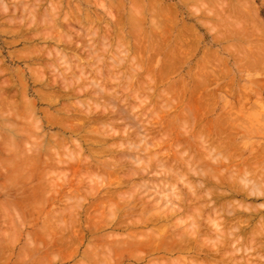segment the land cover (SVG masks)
<instances>
[{
	"label": "rangeland",
	"instance_id": "374dc122",
	"mask_svg": "<svg viewBox=\"0 0 264 264\" xmlns=\"http://www.w3.org/2000/svg\"><path fill=\"white\" fill-rule=\"evenodd\" d=\"M215 1L0 0V90L3 91L4 89V91H6V93L0 91V264H191L192 261H194L195 264H201L203 261L204 264H209L211 263V261L209 262L211 259H204V253H201L202 256L200 254L198 255L199 251L197 252V250L204 247V245L205 247H208L209 245V249L204 247L203 252L210 250L209 252H212L210 254L211 258L214 260L220 259L212 256L215 249L220 251L223 248V245L228 246L229 243L235 239L231 237L230 239H226L224 238V235H221L220 237L217 232H223L219 231L222 225L224 227L221 229L223 230L224 228L227 230V225L230 226L228 221L231 219H233L231 221L232 223H235V225L237 223V226L241 225L242 229H245V231L247 230V236L246 234H243L245 232L244 231L241 233V235L243 234L240 237L242 238L240 239L241 241L236 240L240 241L238 242L239 244H235V242L234 245L231 246V243L228 247H226V250L227 248H234L235 245H240L241 247L238 246V250L240 248V251L235 250L238 251L236 254L237 260L238 257L240 258L241 254L244 252L250 256V258L248 257L249 260L254 258V254L252 253L255 252H248V250H250L249 246L252 244V242H250L252 236L250 237L249 233L247 232L250 230L257 231V229V232L260 231V225L259 227L257 225H264V210H259L258 212L255 210L257 214L253 213L255 212L254 210H249L251 212L250 214L248 213V210H239V208L236 210L235 208H237L236 206L238 205L240 206V204L242 205L243 202H246L244 205H249L250 203H252L250 204L251 206L253 204L255 206L259 205L264 201V198H257L254 200L253 198L244 199L240 196L234 198L232 197V199L231 197L230 199L229 197H222L220 200H218L219 203L217 202V205H223L221 201L223 202L224 200L225 206L218 205L224 209L222 208V210H220L221 212L219 210H216V212L213 211L214 213H212V211L209 209L211 206H207V204L201 205L204 207L202 208L201 206L199 207V205L202 204L201 201L204 202L208 198L207 195V198L204 195L205 191L208 189L207 187H209L208 191L225 190L223 186H221V188H214V186L218 184L215 183L214 185L213 183L215 180L218 182L215 177L218 176V179L224 180V177L229 176V169H232L234 173H237L236 169H233L235 167L229 166V169L224 167L228 166V164L230 165L232 159L228 158V161L230 159L229 163H224V161H226L224 159L231 155V153H228V156H226L227 154L224 155V153L228 150L220 152L221 149H219V152H217L218 150H214L215 148L211 149L212 145L210 144L213 143L212 141L216 137L215 134H210L211 127L214 126V121L221 115V113H229V115H227L229 116L227 117V122H234L236 120V143L240 148L237 151L242 153L241 158L247 154L246 149H249L252 144H256L257 146L264 144V119H261V117L264 116V0ZM136 20H138V24L130 23L133 21L135 22ZM153 21L155 23H153ZM168 21L169 23H167ZM118 22H120V25ZM156 23H158V26L161 27L162 30L159 27L157 28L159 31H156L155 28H152L153 24L155 25ZM165 23L166 25H164ZM121 25L123 26L120 27ZM113 29H115V31H113ZM117 29H119V32ZM150 29H155L154 31L156 32L153 33ZM179 29H181L182 33ZM109 30L110 32H108ZM179 33L181 34V38L180 35H178ZM155 34H160V38ZM174 35H177L179 38L176 36L178 38L176 40ZM104 36H106V38ZM55 39L57 40L55 41ZM149 40H151L150 42L153 44L152 47L155 46L154 43L157 44L158 42L162 45L161 47L160 44H157V46L160 45V49L154 47L157 51L155 54V50H152L153 48H151V43ZM144 42L148 43V46L146 45L147 47L144 46V48H142L144 50L145 48H148L147 51H144L141 48L143 51L141 50L138 52L136 49L140 50V48H136V44L141 43L142 45H140L143 46ZM167 42L168 44H166ZM134 45L135 49L133 48ZM149 47L151 48V51H149ZM57 49L59 51H57ZM94 51L96 52L94 53ZM59 52L60 54L62 53V55L64 54V57H58L57 55L60 56ZM202 54L203 57H201ZM257 54H260L263 56V58H260V56L257 57ZM148 56H151V59L148 58ZM256 57L259 58V61L257 59V61H255L256 63L254 64L252 61L256 60ZM162 59H165L166 61H161ZM202 59H204L205 63ZM160 61L161 63H167L168 61L169 64H167L166 67V63H163L164 69L159 70L163 68V65L161 66L162 68H159L161 65ZM168 65L172 66V68ZM252 65L253 68L251 67ZM31 69L33 71L35 70V73H32L33 71ZM212 71L217 73L215 74ZM78 72L79 74L82 73V75L86 78L83 77L82 79V75H79ZM204 72L207 74H204ZM40 73H42V75H40ZM72 73L74 75H72ZM33 75L35 78H32L34 77ZM77 75L80 77L79 80H77L80 81L79 83L77 82L78 84L76 81H74L76 78H71V76L78 77ZM198 75H201L199 79L201 77L208 79H205V81L203 78H201L200 80L203 81H199ZM213 75L217 78V80ZM21 76H24L23 79ZM66 77L70 80H67ZM152 77L153 79L150 80ZM81 79L83 81L86 80L85 83H83ZM195 80L196 82L198 81L197 84ZM65 81H69L68 84L72 83V85L75 82L74 85L76 87L80 88L84 86V89L80 88L82 90L81 91L78 88L76 89V87L73 85L76 91L74 89V91H71L74 87H70L71 84L68 85ZM151 81L155 82L152 83ZM204 81L207 82V84ZM4 82L7 83L5 84ZM21 82L25 85H23ZM59 82L63 83L60 84ZM255 82H259L260 84L258 83L255 85ZM193 84H195L194 86L196 87H194ZM100 85L104 86L102 87ZM62 86H64V88ZM206 86L208 87L206 88ZM95 87H102L103 90H97ZM193 87L199 88L201 91H199V89L193 90ZM7 88L9 89V93ZM23 90H25L26 93ZM104 90L106 91L103 92ZM69 91L72 94L68 93ZM198 91L201 92V94H197L199 93ZM240 91H243L244 93L241 94ZM43 93L44 96L41 97ZM9 94H11L13 98ZM206 94H209L207 96L209 100H206L207 106L204 105L203 108L202 103L205 104L204 95ZM3 95H5V97ZM6 99L8 100L6 101ZM25 99H27L28 102ZM200 99L202 100L201 103H199ZM24 100L28 104L24 105ZM192 102L193 104H191ZM33 104L34 107H32ZM65 104L67 106H63ZM200 104L201 107H199ZM90 105L92 106L91 108ZM189 106L192 107L190 108ZM205 106L207 108H205ZM197 107L198 109H196ZM231 107L232 109L229 110ZM65 108L67 110L72 108L70 111L73 112L66 114L65 112L69 111H67ZM78 108L80 110H85L86 112H89L86 110L87 108H89L88 110H92L91 113L87 114L85 112V114L82 110L79 112ZM103 108L106 112L104 115L106 116L109 114L107 118L113 117L114 121L117 119L114 123H109L113 121L111 120L112 118L110 119L111 121L105 119L107 124L104 123L105 120L103 119L105 116L101 115L104 117L100 116L101 118L98 120L99 122H94V120L89 119V121L91 120V122H93L92 124L91 122H87L86 125L84 124L82 129L78 128V126H81V124L83 126L82 119L88 121L87 116L90 117L89 115H92L93 113V116H96L97 114L99 115V113L101 114L104 112ZM119 109L121 111L123 109L124 112H122L120 115L121 119H119V116L118 118L115 116V111L119 112ZM49 112H52V114ZM126 112L129 116L126 114ZM53 114H56L55 116L57 118H55ZM82 115H86L85 118L87 119L83 118ZM52 116L55 119L52 118ZM59 116H61V118ZM75 116H77V119ZM122 116L125 118L122 119ZM202 116L204 117V120L202 119ZM66 117L68 119H66ZM56 120H58V124ZM119 120L122 121L120 122ZM208 120L211 121L208 122ZM54 121H56V123ZM61 121L65 122L66 126L62 124ZM7 122L8 124L6 125ZM70 123H73V129L74 127L76 129L77 126L76 131L74 130L75 132H71L72 126ZM207 123L209 125L205 127ZM59 124H62V126L64 125V128L69 125L68 128L70 129L71 126V130L68 131V128H65V131V129L62 126H59ZM30 125H32V127ZM90 125H92V129H88ZM226 125L228 126V124L225 123L224 127ZM197 128H201V131H199ZM206 128H208L210 132ZM109 129L111 130L112 134ZM98 130L99 132L102 131V133H99ZM135 131L137 133H135ZM204 131L208 132H205V134L203 133ZM92 132L94 133L92 134ZM95 133H98L103 137H105L104 135L108 133V136L110 137H108V139L105 137L106 141H103L104 138L99 136V138L103 139L102 141L106 142V144L102 142L101 145V141L99 142L100 139ZM141 135L145 136L146 138H142ZM198 135L201 136V138L199 137L200 139L204 137H202V135L206 136L204 139L207 138V136L209 138L210 135H214L215 137L213 138L211 136L212 138L205 139V145H203V147H197L198 144H201L197 143L196 141V137L198 138ZM53 136H55L56 139L54 142L52 141L54 139ZM92 136L96 137L95 143ZM165 136L168 137L165 138ZM109 138H111V141ZM143 139H147V142L150 144H145L146 141H142ZM210 139L211 141L206 143L208 142L207 140ZM38 140L39 142H37ZM182 141L184 143H182ZM130 147H132V149ZM200 147L201 149L204 148L203 150L205 152H201L199 149ZM108 148H110L109 152L107 151ZM28 149L31 150L29 151ZM135 149L137 151H134ZM146 149L148 153H146ZM207 149L210 150V152L212 151L213 154H208V152H206ZM233 151L232 155L233 153H237V151ZM28 152L32 153L28 154ZM216 152L218 155H221L220 153H222V156H226L225 158L223 156L224 159L221 158L224 165H222L223 163L221 162V159L219 161L220 156L218 158V156H216ZM124 153L127 154L125 155ZM26 154L27 156L29 155V158L31 154L34 155H31V158L27 159L28 157ZM156 154L158 159L156 158ZM205 154L210 156L208 157L209 159L205 156ZM122 155L127 156V158L130 159L127 160V158ZM22 156L25 158L27 157L26 160ZM80 156L81 159L79 160ZM140 156L144 158L145 162H143V158H140ZM215 156L217 157L216 159H218V161L222 164L220 163L219 165V162L214 159ZM136 157L138 158L139 163H137L138 160L135 163ZM159 157L161 159H159ZM212 157H214L213 159L215 160L213 162ZM186 159L188 160L185 161ZM158 160H166L165 163L162 162L165 165H163L161 162H156ZM25 161H28V164L25 163ZM13 162L14 164H12ZM82 162H84V164ZM146 162L148 166L145 165ZM184 162H188L189 164ZM216 162H218V164H215ZM259 164L261 165V161ZM187 165L191 166H189L190 169H188ZM193 167L195 171L198 170L196 171L197 173L193 172ZM168 168L172 171L170 170L169 172ZM225 169H227L228 173L225 172ZM200 171L203 172L204 176H202ZM141 172L145 173L142 174ZM210 172L212 173L210 174ZM223 172L227 173L228 175L224 174ZM207 173L210 176H208ZM212 174H217V176L214 177ZM222 174L225 176L223 177ZM219 176H222L224 179ZM238 177L240 178V176ZM183 181L189 182H187V184ZM200 181H203L201 184L203 186L197 183ZM166 183L167 187L165 186ZM190 183L195 186H189ZM204 185L206 186L204 187ZM171 186H173V188L175 187L176 189H173ZM190 187L195 188L191 189L193 192L195 190V193L188 189ZM169 188H171L170 190H175L173 191L175 197L174 194L170 192ZM166 189L169 190V192L168 190L166 191L168 194L165 192ZM156 190L158 191L157 194ZM188 190L189 193H187ZM161 191L165 192L167 196L165 193L162 194H165L164 196H161ZM178 191L180 193L179 197H181V199L182 196H184V199H182V204H180L181 199L178 200ZM198 191H201L200 194L203 199L200 202L198 198L201 199V196H197V199L196 197H193ZM175 192H177L178 195ZM171 193L173 195H171ZM154 194L157 197L154 196ZM251 195L254 196V194ZM158 196L159 198L162 197L164 199L161 200L160 198L161 201H159L157 200L159 199ZM165 196L169 199H166V201L168 200L169 202H165ZM187 197L190 200H187ZM191 197L195 198L193 200H197L198 202H193ZM146 198L152 199H148V201ZM235 198L239 201H236ZM242 199L244 201H241ZM186 200L187 203L185 204ZM230 200L231 203L226 202ZM232 200H235L233 204H237L236 206H233ZM143 201H145L146 204H149V209L147 207L144 210V207L147 205ZM170 201L173 203L172 208L166 206L170 203ZM177 201L180 202L178 203ZM150 202H152V204H150ZM153 202H156L158 208L152 207ZM192 202L194 204H200L193 205ZM208 205H210V203ZM194 206H196L195 208L198 209L196 210ZM232 206L235 207L234 209L236 210V212L235 210L233 211L234 216H232V212L227 213L225 210V207L226 209H228L227 207H231V209H233ZM176 207H180L178 210L180 211L181 209V211H176ZM240 207V209L243 208L242 206ZM167 211L168 213L166 214H170L173 211L175 214H170L171 216H167L165 214ZM217 211H219L221 215L225 214L227 218L224 219L225 216H221L220 214H217L218 217H215L214 214L217 213ZM157 212L160 213L157 214ZM163 213L166 218L164 217L161 219ZM153 214H155L157 217ZM235 215H238V218H236ZM150 216L151 218H148ZM154 216L157 219H155ZM249 216L252 217L250 218ZM182 217L183 222H180ZM220 217L223 219L221 223L219 222L221 219L218 221L216 220ZM167 218H169V220ZM212 218L215 220V226L217 224L216 221L219 223L218 226H216L218 227V230H216L215 226L212 227L208 225L213 224L214 221H211ZM150 219H154L153 223L155 225ZM158 219L160 220L158 221ZM167 220L168 222L165 223ZM178 220L180 221L178 222ZM194 220L196 221V225ZM175 221L178 223L176 222V224ZM160 223H164V225H166L160 226ZM248 223L249 225H247ZM189 226L193 228L191 229ZM185 227H188V229L190 228L191 230H188ZM209 228H214L213 231L216 233V235L215 233H213V235L220 237L222 240V242L221 240L219 241L220 243L218 245V237H216V248L213 244L215 236L212 235V229L210 230ZM130 229H133L134 231L132 230L130 232ZM206 229L210 231L207 230V232ZM204 230L207 234L204 233ZM261 230H264L263 227ZM251 231L250 234L252 233ZM254 231L252 235H260L256 231L254 233ZM137 233L138 235L139 233H142L141 235L143 236H146V234L149 233L146 236L147 241H144L145 239H140L143 238L142 236L138 238V235L136 236ZM188 233L190 235H187ZM262 233H264V231ZM154 234H158L159 237L153 236ZM191 234L195 237L191 236ZM170 236L172 238H176L175 242L173 241L174 239H169L171 238ZM188 236L189 240L192 241L189 244L192 246L188 244V242H190L187 238ZM244 236H246V238H244ZM256 236L254 238H256ZM130 237H132V239L134 237L135 240H132ZM154 237L156 238L153 239ZM167 237L168 239H166ZM190 237H194L193 239L195 240ZM177 238H179L178 242H176ZM186 238L187 241L185 242ZM213 238L214 240L212 241ZM129 239H131L130 242ZM137 239L140 241L142 240V243L140 244V241ZM223 239H226L228 244L225 240L223 243ZM256 239L258 240L259 238L257 237ZM161 240H163L164 244ZM168 240L173 241L171 244L172 246H168L170 251H167L169 249H165L167 245L171 243L169 242L168 244ZM135 241L136 243L139 241V244L137 245ZM165 241L167 244H165ZM252 241L255 242L256 240L252 239ZM159 242H162V248L165 245L163 251L160 248L161 246L159 247ZM201 242L203 243L202 245ZM211 244L214 247H210ZM156 245L159 249H161V251L154 249ZM176 245L179 246L177 247ZM184 245V248H179ZM246 245L249 246L247 251H244V246ZM187 247L190 248V251H186V249H188ZM193 247L196 252H194ZM177 248L179 251H181L179 252ZM210 248L215 249L212 250ZM241 248H244V252L241 251ZM222 250L225 251L224 248ZM246 254L243 255L247 257ZM192 255L195 258L192 257ZM199 258L200 262L198 260ZM188 259L191 261L189 262ZM6 260L8 261L6 262ZM205 260L208 262L205 263ZM239 260H242V258ZM253 260L255 263L256 261L259 262V260L256 258ZM263 260L260 261H262L264 264ZM214 264H222V262L218 260V262L216 261Z\"/></svg>",
	"mask_w": 264,
	"mask_h": 264
},
{
	"label": "bare ground",
	"instance_id": "6f19581e",
	"mask_svg": "<svg viewBox=\"0 0 264 264\" xmlns=\"http://www.w3.org/2000/svg\"><path fill=\"white\" fill-rule=\"evenodd\" d=\"M214 1H215V0H214ZM131 2H132V1H131ZM133 2H134V1H133ZM215 2H216V1H215ZM226 2H227V1H226ZM150 3H151V2H150ZM219 3H220V2H219ZM119 4H120V3H119ZM134 4H135V3H134ZM48 5H49V4H48ZM51 5H52V3H51ZM120 5H121V4H120ZM152 5H153V4H152ZM207 5H208V4H207ZM218 5H220V4H218ZM33 6H34V5H33ZM53 6H54V5H53ZM149 6H150V5H149ZM153 6H154V5H153ZM155 6H156V5H155ZM226 6H227V5H226ZM60 7H61V6H60ZM115 7H116V6H115ZM154 8H155V7H154ZM32 9H34V8H32ZM223 9H224V8H223ZM164 10H165V9H164ZM54 11H55V9H54ZM56 11H57V10H56ZM154 11H155V10H154ZM32 12H33V10H32ZM151 12H152V11H151ZM162 12H163V11H162ZM165 12H166V11H165ZM35 13H36V12H35ZM121 13H122V12H121ZM137 13H138V12H137ZM177 13H178V12H177ZM228 13H229V12H228ZM51 14H52V13H51ZM139 14H140V13H139ZM153 14H154V13H153ZM229 14H230V13H229ZM30 15H31V14H30ZM45 15H46V14H45ZM121 15H122V14H121ZM134 15H135V14H134ZM165 15H166V14H165ZM59 16H60V15H59ZM140 16H141V14H140ZM51 17H52V16H51ZM53 17H54V16H53ZM56 17H57V15H56ZM155 17H156V16H155ZM65 18H66V17H65ZM99 18H100V17H99ZM135 18H136V16H135ZM141 18H142V17H141ZM175 18H176V17H175ZM50 19H51V18H50ZM57 19H58V18H57ZM137 19H138V18H137ZM51 20H52V19H51ZM116 20H117V19H116ZM138 20H139V19H138ZM138 20H136L135 22H134V21H133V22H130V23H136V24H138V23H137ZM27 21H28V20H27ZM32 21H33V20H32ZM52 21H53V20H52ZM58 21H59V20H58ZM119 21H120V20H119ZM129 21H130V20H129ZM169 21H170V20H169ZM169 21H168L167 23H169ZM55 22H56V21H55ZM116 22H117V21H116ZM116 22H114V23H116ZM123 22H124V21H123ZM139 22H140V21H139ZM252 22H253V21H252ZM255 22H256V21H255ZM260 22H261V21H260ZM16 23H17V22H16ZM69 23H70V22H69ZM118 23H119V25H120V22H118ZM128 23H129V22H128ZM153 23H155V22L153 21ZM184 23H185V22H184ZM54 24H55V23H54ZM57 24H58V23H57ZM121 24H122V23H121ZM31 25H32V24H31ZM58 25H59V24H58ZM115 25H116V24H115ZM119 25H117V26H119ZM124 25H125V24H124ZM131 25H133V24H131ZM139 25H140V24H139ZM156 25H157V26H156ZM159 25H160V24H159ZM164 25H166V23H165ZM256 25H257V23H256ZM69 26H70V25H69ZM97 26H98V25H97ZM122 26H123V25H121L120 27H122ZM160 26H161V25H160ZM167 26H168V24H167ZM257 26H258V25H257ZM52 27H53V26H52ZM120 27H117V28H120ZM158 27H159V26H158V23H156L155 25L153 24V27H152V28H155L156 31H159V30H157ZM170 27H171V26H170ZM115 28H116V27H115ZM159 28L161 29V27H159ZM258 28H259V27H258ZM258 28H257V30H258ZM107 29H108V28H107ZM155 29H150V30H151L153 33H155V32H156V31H154ZM111 30H112V29H111ZM118 30H119V29H117V31H118ZM120 30H121V29H120ZM123 30H124V29H123ZM138 30H139V29H138ZM161 30H162V29H161ZM179 30L181 31V29H179ZM106 31H107V30H106ZM113 31H115V29H113ZM180 31H177V32H180ZM261 31H262V29H261ZM40 32H41V31H40ZM52 32H53V31H52ZM108 32H110V30H109ZM108 32H107V33H108ZM118 32H119V31H118ZM139 32H140V31H139ZM186 32H187V31H186ZM190 32H191V31H190ZM158 33H159V32H158ZM161 33H162V32H161ZM181 33H182V31H181ZM258 33H259V32H258ZM45 34H46V33H45ZM45 34H44V35H45ZM59 34H60V33H59ZM111 34H112V33H111ZM167 34H168V33H167ZM176 34H177V33H176ZM65 35H66V34H65ZM65 35H64V36H65ZM112 35H113V34H112ZM155 35H156V34H155ZM155 35H154V36H155ZM159 35H160V34H159ZM159 35H156V36H159ZM163 35H164V34H163ZM163 35H162V36H163ZM178 35H180V38H181V34L179 33ZM262 35H263V34H262ZM25 36H26V35H25ZM59 36H60V35H59ZM66 36H67V35H66ZM168 36H170V35H168ZM174 36H175V35H174ZM176 36H177V35H176ZM176 36H175V37H176ZM104 37L106 38V36H104ZM147 37H149V36H147ZM175 37H174V38H175ZM177 37H178V36H177ZM177 37H176V40L179 38V37H178V38H177ZM159 38H160V36H159ZM23 39H25V38H23ZM26 39H28V38H26ZM29 39H30V38H29ZM57 39H58V38H57ZM57 39H55V41H56ZM61 39H62V38H61ZM146 39H147V38H146ZM154 39H155V38H154ZM166 39H167V38H166ZM103 40H104V39H103ZM160 40H161V39H160ZM160 40H158V41H160ZM170 40H171V38H170ZM176 40H175V41H176ZM29 41H30V40H29ZM64 41H65V40H64ZM150 41H151V40H149V42H150ZM166 41H167V40H166ZM180 41H181V39H180ZM182 41H183V40H182ZM219 41H220V40H219ZM57 42H58V41H57ZM62 42H63V41H62ZM146 42H147V41H146ZM146 42H144V45H143V46H141V45H142L141 43H140L141 45L137 43L136 45H137V46L140 45L141 47H140V46H139V47L136 46V48H140V50H139V49H136V50H138V52H140V51L144 48V46L147 47V46H148V45H147L148 43H146ZM168 42H169V41H168ZM168 42H167L166 44H168ZM145 43H146V44H145ZM150 43H151V42H150ZM150 43H149V44H150ZM67 44H68V43H67ZM157 44H160V43L158 42ZM157 44L154 43V45H155L154 47L160 49L159 47H160L161 44L158 45V46H157ZM166 44H165V45H166ZM175 44H176V42H175ZM93 45H94V44H93ZM103 45H105V44H103ZM146 45H147V46H146ZM163 45H164V44H163ZM105 46H106V45H105ZM108 46H109V45H108ZM149 46H150V45H149ZM152 46H153V44L151 43V48H153L152 50L154 51L155 48L152 47ZM166 46H168V45H166ZM64 47H65V46H64ZM102 47H103V46H102ZM142 47H143V48H142ZM161 47H162V45H161ZM133 48L135 49V45H134ZM141 48H142V49H141ZM149 48H150V47H149ZM151 48H150L149 51H151ZM53 49H54V48H53ZM53 49H51V50H53ZM129 49H130V48H129ZM134 49H133V50H134ZM147 49H148V48H145L146 51H147ZM46 50H47V49H46ZM54 50H55V49H54ZM127 50H128V49H127ZM143 50H144V49H143ZM143 50H142V51H143ZM145 50H144V51H145ZM255 50H256V49H255ZM258 50H259V49H258ZM57 51H59V50L57 49ZM57 51H56V52H57ZM153 51H152V52H153ZM211 51H212V50H211ZM259 51H260V50H259ZM61 52H62V51H61ZM95 52H96V51H94V53H95ZM156 52H157V51L155 50V51H154V54H155ZM207 52H209V51H207ZM256 52H257V51H256ZM54 53H55V52H54ZM62 53H63V52H62ZM62 53L60 54V52H59L60 56H59V55H57V56L61 58V56L64 55V54L62 55ZM126 53H127V52H126ZM205 53H206V52H205ZM57 54H58V53H57ZM92 54H93V53H92ZM137 54H138V53H137ZM137 54H136V55H137ZM154 54H153V55H154ZM160 54H161V53H160ZM166 54H167V53H166ZM166 54H165V55H166ZM203 54H204V53H203ZM203 54H202L201 57H203ZM208 54H209V53H208ZM260 54H261V53H260ZM260 54H259V55L257 54V55H258L257 57L260 56V58H263V56H261V55H263V54H261V55H260ZM19 55H20V54H19ZM53 55H54V54H53ZM156 55H157V54H156ZM156 55H155V56H156ZM167 55H169V54H167ZM212 55H214V54H212ZM215 55H216V54H215ZM217 55H218V54H217ZM23 56H24V55H23ZM23 56H22V57H23ZM163 56H164V55H163ZM209 56H210V55H209ZM209 56H208V58H209ZM55 57H56V56H55ZM63 57H64V56H63ZM65 57H66V56H65ZM165 57H166V56H165ZM169 57H170V56H169ZM218 57H219V56H218ZM257 57H256V60L252 61L254 64L256 63L255 61H257V59H258V61H259V58H257ZM41 58H42V56H41ZM119 58H120V57H119ZM148 58L151 59V56H150V57L148 56ZM152 58H153V57H152ZM163 58H164V57H163ZM170 58H171V57H170ZM44 59H45V58H44ZM44 59H42V60H44ZM47 59H48V58H47ZM47 59H46V60H47ZM50 59H51V58H50ZM58 59H59V58H58ZM113 59H114V58H113ZM125 59H126V58H125ZM146 59H147V57H146ZM174 59H175V58H174ZM142 60H143V59H142ZM164 60H165V59H162L161 61H164ZM202 60L204 61V59H202ZM205 60H206V59H205ZM210 60H211V59H210ZM260 60H261V59H260ZM2 61H3V60H2ZM2 61H1V62H2ZM52 61H53V60H52ZM161 61H160V63H161ZM165 61H166V60H165ZM43 62H44V61H43ZM43 62H42V63H43ZM49 62H50V61H49ZM176 62H177V61H176ZM200 62H201V61H200ZM262 62H263V61H262ZM39 63H40V62H39ZM45 63H46V62H45ZM47 63H48V62H47ZM113 63H114V61H113ZM158 63H159V62H158ZM158 63H157V64H158ZM160 63H159V65H160ZM163 63H164V62H162L161 65H160V67H159V68H162V67H163V68H162V69H159V70H163V69H164V64H165L166 62H165L164 64H163ZM204 63H205V61H204ZM249 63H250V61H249ZM167 64H169L168 61H167V63L165 64L166 67H167ZM258 64H259V62H258ZM40 65H41V64H40ZM45 65H46V64H45ZM77 65H78V64H77ZM162 65H163V66H162ZM170 65H171V64H170ZM170 65H168V66L172 68V66H170ZM27 66H29V65H27ZM49 66H50V65H49ZM161 66H162V67H161ZM83 67H84V66H83ZM92 67H93V66H92ZM166 67H165V68H166ZM174 67H175V66H174ZM202 67H204V66H202ZM225 67H226V66H225ZM251 67L253 68V65H252ZM111 69H112V68H111ZM133 69H134V68H133ZM31 70H32V69H31ZM31 70H30V71H31ZM98 70H99V69H98ZM112 70H113V69H112ZM153 70H154V69H153ZM155 70H156V69H155ZM159 70H158V71H159ZM200 70H201V68H200ZM225 70H226V69H225ZM1 71H2V70H1ZM32 71H33V70H32ZM34 71H35V70H34ZM34 71H33L32 73H35ZM156 71H157V70H156ZM215 71H216V70H215ZM226 71H227V70H226ZM170 72H171V71H170ZM202 72H203V71H202ZM212 72H213V71H212ZM221 72H222V71H221ZM15 73H16V72H15ZM32 73H31V75H32ZM80 73H81V72H80ZM100 73H101V72H100ZM100 73H99V75L101 76ZM158 73H159V72H158ZM163 73H164V72H163ZM205 73H206V72H204V74H205ZM213 73H215V72H213ZM213 73H212V74H213ZM216 73H217V72H216ZM216 73H215V74H216ZM22 74H23V73H22ZM22 74H21V75H22ZM78 74H79V72H78ZM108 74H109V73H108ZM206 74H207V73H206ZM209 74H210V73H209ZM215 74H214V75H215ZM37 75H38V74H37ZM40 75H42V73H40ZM72 75H74V74L72 73ZM79 75H82V73L79 74ZM79 75H77L78 77H76V76H75V77H74V76L72 77V76H71V78H73V79L76 78L74 81H76V83H77V82L79 83L80 81H77V80H79V78H80ZM164 75H165V74H164ZM201 75H202V74H201ZM201 75H200V76H201ZM210 75H211V74H210ZM214 75H213V76H214ZM33 76H34V75H33ZM108 76H110V75H108ZM200 76L198 75V79H199ZM207 76H209V75H207ZM217 76H218V74H217ZM21 77H22V76H21ZM21 77H20V78H21ZM23 77H24V76H23ZM23 77H22V79H23ZM37 77H38V76H37ZM39 77H41V76H39ZM83 77H85V76L82 75V79H83ZM113 77H114V76H113ZM204 77H205V76H204ZM214 77H215V76H214ZM12 78H13V77H12ZM32 78H35V76L32 77ZM42 78H45V77H42ZM42 78H41V79H42ZM77 78H78V79H77ZM85 78H86V77H85ZM201 78H203V77H201ZM201 78H200V79H201ZM209 78H210V77H209ZM212 78H213V77H212ZM215 78H216V77H215ZM215 78H214V79H215ZM9 79H10V78H9ZM18 79H19V78H18ZM22 79H21V80H22ZM30 79H31V78H30ZM54 79H55V78H54ZM63 79H65V78H63ZM66 79H67V80H70V79H68L67 77H66ZM73 79H72V81H73ZM82 79H81V80H82ZM152 79H153V77H152L150 80H152ZM200 79H199V81H203V80L208 79V78H203V80H200ZM10 80H11V79H10ZM32 80H33V79H32ZM42 80H43V79H42ZM67 80H66V81H67ZM212 80H213V79H212ZM212 80H211V81H212ZM216 80H217V78H216ZM4 81H6V80H4ZM7 81H8V79H7ZM11 81H12V80H11ZM34 81H35V79H34ZM43 81H44V80H43ZM55 81H56V80H55ZM59 81H61V80H59ZM66 81H65V82H66ZM82 81H83V80H82ZM85 81H86V80H84L83 83H85ZM157 81H158V80H157ZM205 81H206V80H205ZM205 81H204V82H205ZM254 81H256V80H254ZM254 81H253V82H254ZM52 82H53V80H52ZM63 82H64V81H63ZM63 82H61V83L59 82V83L62 84ZM68 82H69V81H68ZM68 82H66V84H68ZM70 82H71V81H70ZM151 82H152V81H151ZM154 82H155V81H153L152 83H154ZM195 82H196V80H195ZM207 82H208V80H207ZM207 82H205V83L207 84ZM4 83L6 84L7 82H4ZM14 83H15V82H14ZM21 83H22V82H21ZM23 83H24V80H23ZM23 83H22V84H23ZM55 83H56V82H55ZM74 83H75V82H74ZM74 83H73V85H74ZM78 83H77V84H78ZM100 83H101V82H100ZM100 83H99V84H100ZM197 83H198V81L196 82V84H197ZM200 83H201V82H200ZM200 83H199V84H200ZM258 83H259V82H258ZM258 83L255 82V85L258 84ZM26 84H27V83H26ZM45 84H46V83H45ZM52 84H53V83H52ZM70 84L72 85V83H69L68 85H70ZM77 84H76V85H77ZM199 84H198V85H199ZM201 84H202V83H201ZM259 84H260V83H259ZM23 85H25V84H23ZM46 85H47V84H46ZM48 85H49V84H48ZM50 85H51V84H50ZM53 85H54V84H53ZM71 85H70V87H74V86H75V85H74V86H73V85L71 86ZM93 85H94V84H93ZM153 85H154V84H153ZM194 85H195V84H193V86H194ZM7 86H8V85H7ZM9 86H10V85H9ZM21 86H22V85H21ZM26 86H27V85H26ZM26 86H25V87H26ZM54 86H55V85H54ZM54 86H53V87H54ZM64 86H65V84H64ZM64 86H62V87L64 88ZM79 86H80V85H79ZM100 86H102V85H100ZM103 86H104V85H103ZM103 86H102V87H103ZM199 86H200V85H199ZM199 86H197V87H199ZM203 86H204V84H203ZM209 86H210V84H209ZM23 87H24V86H23ZM46 87H48V86H46ZM53 87H52V88H53ZM66 87H67V85H66ZM66 87H65V88H66ZM75 87H76V86H75ZM75 87L72 88L71 91H74V90H75ZM98 87H99V86H98ZM102 87H101V88H97V87H95V88H97V90H98V89H99V90H100V89L103 90ZM188 87H189V86H188ZM194 87H196V86H194ZM194 87H193V88H194ZM200 87H201V86H200ZM207 87H208V86H206V88H207ZM48 88H49V87H48ZM68 88H69V86H68ZM77 88H78V87H76V89H77ZM80 88H83V89H84V86H83V87H80ZM80 88H78V89H80ZM104 88H105V87H104ZM181 88H182V87H181ZM209 88H210V87H209ZM0 89H1V88H0ZM2 89H3V88H2ZM7 89H8V88H7ZM7 89H6V90H7ZM25 89H26V88H25ZM70 89H71V88H70ZM73 89H74V90H73ZM196 89H199V88H194L193 90H196ZM201 89H202V88H201ZM203 89H204V87H203ZM203 89H202V90H203ZM256 89H257V88H256ZM80 90H81V89H80ZM80 90H79V91H80ZM94 90H95V89H94ZM211 90H212V89H211ZM0 91H1V90H0ZM7 91H8V93H9V89H8ZM23 91L26 93L25 90H23ZM75 91H76V90H75ZM79 91H78V93H79ZM81 91H82V90H81ZM81 91H80V93H81ZM83 91H84V90H83ZM105 91H106V90H104L103 92H105ZM172 91H173V90H172ZM199 91H201V90L199 89ZM199 91H198V92H199ZM1 92H5V93H6V91H4V89H3V91H1ZM1 92H0V93H1ZM15 92H16V91H15ZM53 92H54V91H53ZM57 92H58V91H57ZM57 92H56V93H57ZM64 92H65V91H64ZM98 92L103 93V92H101V91H98ZM192 92H193V91H192ZM192 92H191V93H192ZM194 92H195V91H194ZM210 92H211V91H210ZM210 92H209V93H210ZM240 92H241V94L244 93L243 91H240ZM5 93H4V94H5ZM10 93H11V92H10ZM25 93H24V94H25ZM68 93H71V92L69 91ZM75 93H77V92H75ZM195 93H196V92H195ZM214 93H215V92H214ZM71 94H72V93H71ZM73 94H74V93H73ZM85 94H86V93H85ZM110 94H111V93H110ZM170 94H171V92H170ZM197 94H201V92H199V93H197ZM6 95H7V94H6ZM9 95L11 96V94H9ZM22 95H23V94H22ZM61 95H62V94H61ZM67 95H68V94H67ZM102 95H103V94H102ZM113 95H114V94H113ZM113 95H112V96H113ZM208 95H209V94L204 95V96H205V97H204V98H205V99H204L205 102H204V101H203V102H204L205 104L202 103V105H203L202 107H203V108H204V105L207 106V104H206L207 101H206V100H207V99L209 100V98H207ZM210 95H211V94H210ZM243 95H244V94H243ZM257 95H259V94H257ZM0 96H1V95H0ZM3 96L5 97V95H3ZM42 96H44V93H43V95H41V97H42ZM62 96H63V95H62ZM11 97H12V96H11ZM71 97H72V96H71ZM73 97H75V96H73ZM196 97H197V96H196ZM198 97H199V95H198ZM202 97H203V96H202ZM202 97H201V98H202ZM209 97H210V96H209ZM211 97H212V96H211ZM7 98H8V96H7ZM12 98H13V97H12ZM14 98H15V97H14ZM39 98H40V97H39ZM63 98H64V97H63ZM67 98H68V97H67ZM189 99H190V98H189ZM197 99H199V98H197ZM2 100H3V98H2ZM7 100H8V99H6V101H7ZM9 100H10V98H9ZM25 100L27 101V99H25ZM25 100H24V105L28 104V103L25 102ZM44 100H45V98H44ZM179 100H180V99H179ZM193 100H194V99H193ZM202 100H203V98H202ZM202 100L200 99V102H199V101H198V102L201 103ZM4 101H5V100H4ZM12 101H13V100H12ZM47 101H48V100H47ZM175 101H176V100H175ZM189 101H190V100H189ZM27 102H28V101H27ZM164 102H165V101H164ZM199 103H198V104H199ZM215 103H216V102H215ZM215 103H214V105H215ZM263 103H264V102H263ZM15 104H16V103H15ZM52 104H53V103H52ZM62 104H63V103H62ZM171 104H172V103H171ZM189 104H190V103H189ZM191 104H193V102H192ZM191 104H190V105H191ZM223 104H225V103H223ZM231 104H232V102H231ZM10 105H11V104H10ZM162 105H164V104H162ZM232 105H233V104H232ZM61 106H62V105H61ZM63 106H67V105L65 104V105H63ZM187 106H188V105H187ZM192 106H193V105H192ZM192 106H189V107L191 108ZM206 106H205V108H207ZM229 106H230V105H229ZM6 107H7V106H6ZM32 107H34V104L32 105ZM68 107H69V106H68ZM68 107H66V108H68ZM91 107H92V106L90 105V108H91ZM199 107H201V104L199 105ZM9 108H10V107H9ZM26 108H27V107H26ZM26 108H25V109H26ZM58 108H59V107H58ZM66 108H65V109H66ZM80 108H82V107H80ZM83 108H84V106H83ZM83 108H82V109H83ZM121 108H122V107H121ZM33 109H34V108H33ZM33 109H32V110H33ZM71 109H72V108H71ZM71 109H70V108H69V110L66 109V110L69 111V112H65V113H66V114L72 113L73 111L71 112V111H70ZM78 109H79V108H78ZM82 109H81V110H82ZM88 109H89V108H87L86 110L89 111V112H86L85 110H82L83 113H85V112H86L87 114H88V113H91V110H92V109H91V110H88ZM95 109H96V108H95ZM103 109H104V108H103ZM196 109H198V107H197ZM200 109H201V108H200ZM231 109H232V107H231L229 110H231ZM41 110H42V109H41ZM43 110H44V109H43ZM56 110H57V109H56ZM59 110H60V109H59ZM63 110H64V109H63ZM66 110H64V111H66ZM81 110L79 109V112H81ZM114 110H115V109H114ZM114 110H113V111H114ZM124 110H125V109H124ZM204 110H206V109H204ZM229 110H228V111H229ZM74 111H75V110H74ZM94 111H95V110H94ZM103 111H104V112H102L101 114L99 113V115H98V114H97L96 116L94 115L95 117L93 116L94 113H93L92 115H91V114L89 115L90 117L93 116L94 119H93V117L90 118V117H88V116H87L88 121L82 119L83 126H82V124H81V126H78V128H79V129H82V127H84V124L86 125L87 122H88V123L91 122V120L89 121V119H92V120H94V122H95V121L97 122L101 117H104V116H105V115H104V114H106L105 109H104ZM108 111H109V110H108ZM111 111H112V110H111ZM120 111H121L120 109H119V112H118V111H115V112H116V114H115L116 118H118V116H119V119H121V118H120V115L122 114L123 109H122L121 113H120ZM195 111H196V110H195ZM202 111H203V110H202ZM35 112H36V111H35ZM35 112H34V113H35ZM42 112H43V111H42ZM47 112H48V111H47ZM47 112H46V113H47ZM77 112H78V111H77ZM92 112H93V111H92ZM98 112H99V111H98ZM109 112H110V111H109ZM165 112H166V111H165ZM200 112H201V111H200ZM9 113H10V112H9ZM49 113L52 114V112H49ZM86 113H85V114H86ZM117 113H118V114H117ZM123 113H124V112H123ZM225 113H226V114L221 113V115H220L219 117H217V119L214 121V126L211 127V133H210V134L213 133V134H215L216 137H215L214 135H213V136L210 135L209 138H212V137H213V138L215 137V138H214L213 141H212L213 143L210 142V143H211L210 145H212V148H211L210 146H209V147H210L211 149H214V148H215L214 150H218L217 152H219V149H221V150L224 149L223 151L220 150V152H224L225 150H226V151L228 150L227 152L224 153V155L227 154L226 156H228V153H229V154L231 153V155H232V151H233V150H234L233 152H235V151L239 150L240 148L237 146V143H236V133H237V132H235V131H236V124H235L236 120H235V121L233 120L234 122H229V121L227 122V120H228L227 117H229V116H227V115H229V113H228V112H225ZM7 114H8V113H7ZM111 114H112V113H111ZM126 114H127V112H126ZM126 114H125V116H126ZM222 114H223V115H222ZM230 114H231V113H230ZM45 115H46V114H45ZM47 115H48V114H47ZM53 115H54V114H53ZM55 115H56V114H55ZM55 115H54V117L57 118ZM101 115H104V116H101ZM108 115H109V114H107V115L104 117V119H103V118H102V119H103V120H105V119L110 120V119L112 118L111 120H113V121L110 120L111 122H109V123H111V124L114 123V122L117 120V119H116V120L114 121L113 117H108V118H107ZM123 115H124V114H123ZM127 115H128V114H127ZM193 115H194V114H193ZM195 115H196V113H195ZM198 115H199V112H198ZM198 115H197V116H198ZM232 115H233V114H232ZM31 116H32V115H31ZM48 116H49V115H48ZM82 116H83V118H85L86 115H82ZM97 116H98L99 118H98ZM100 116H101V117H100ZM112 116H113V115H112ZM128 116H129V115H128ZM128 116H127V117H128ZM225 116H226V117H225ZM5 117H6V116H5ZM18 117H20V116H18ZM49 117H50V116H49ZM54 117L52 116V118H54ZM59 117L61 118V116H59ZM59 117H58V120H59ZM75 117H76V119H77V116H75ZM96 117H97V118H96ZM171 117H172V116H171ZM236 117H237V115H236ZM32 118H33V117H32ZM32 118H31V119H32ZM50 118H51V117H50ZM50 118H49V119H50ZM55 118H54V119H55ZM87 118H85V119H87ZM114 118H115V117H114ZM124 118H125V117L122 116V119H124ZM203 118H204V117L202 116V119H203ZM226 118H227V119H226ZM66 119H68V118L66 117ZM95 119H96V120H95ZM202 119H201V120H202ZM211 119H212V118H211ZM261 119H264V116L261 117ZM58 120H56V121H57V124H58ZM72 120H73V119H72ZM83 120H84V121H83ZM135 120H136V119H135ZM196 120H197V119H196ZM199 120H200V119H199ZM203 120H204V119H203ZM229 120H232V119H229ZM30 121H31V120H30ZM30 121H29V122H30ZM50 121H51V120H50ZM56 121H54V122L56 123ZM69 121H71V120H69ZM119 121L121 122L122 120H119ZM133 121H134V120H133ZM206 121H207V120H206ZM210 121H211V120H210ZM210 121L208 120V122H210ZM263 121H264V120H263ZM2 122H3V121H2ZM32 122H33V121H32ZM54 122H53V123H54ZM61 122H62V124L65 125V122H63V121H61ZM71 122H72V121H71ZM84 122H85V123H84ZM98 122H99V121H98ZM107 122H108V121H107ZM187 122H188V121H187ZM197 122H198V121H197ZM197 122H196V123H197ZM200 122H201V121H200ZM202 122H203V121H202ZM223 122H224V124H225V123L228 124V126L226 125V126L224 127ZM9 123H10V122H9ZM51 123H52V121H51ZM51 123H50V124H51ZM67 123H68V122H67ZM92 123H93V122H91V124H92ZM102 123H103V122H102ZM104 123H106V120H105ZM109 123H108V125H109ZM184 123H185V122H184ZM204 123H205V122H204ZM7 124H8V122L6 123V125H7ZM57 124H56V125H57ZM62 124H61V125L59 124V126H62ZM68 124H69V123H68ZM70 124H71V126L73 125V123H70ZM75 124H76V123H75ZM97 124H98V123H97ZM106 124H107V123H106ZM111 124H110V125H111ZM185 124H186V123H185ZM197 124H198V123H197ZM202 124H203V123H202ZM205 124H206V123H205ZM53 125H55V124H53ZM64 125L62 126L63 128H64ZM77 125H78V124H77ZM88 125H89V124H88ZM99 125H100V124H99ZM208 125H209V124L207 123V125H205V127H207ZM11 126H12V125H11ZM30 126L32 127V125H30ZM51 126H52V125H51ZM65 126H66V125H65ZM68 126H69V125H68ZM68 126L65 127V128H68ZM71 126H70V129L68 128V131L71 130ZM74 126H75V125H74ZM91 126H92V125H90V127H88V129H89V128L92 129ZM195 126H196V125H195ZM199 127H200V126H199ZM234 127H235V128H234ZM63 128H62V129H63ZM65 128H64V129H65ZM102 128H103V125H102ZM108 128H109V127H108ZM112 128H113V127H112ZM138 128H139V127H138ZM144 128H145V127H144ZM182 128H183V127H182ZM194 128H195V127H194ZM11 129H12V128H11ZM62 129H61V130H62ZM64 129H63V130H64ZM76 129H77V126H76ZM76 129H75V127H74V129H73V126H72V130H71V132H75ZM98 129H99V128H98ZM113 129H114V128H113ZM113 129H112V130H113ZM150 129H151V128H150ZM197 129H198V128H197ZM206 129H208V128H206ZM74 130H75V131H74ZM85 130H86V128H85ZM109 130H110V129H109ZM109 130H108V131H109ZM123 130H124V129H123ZM139 130H140V129H139ZM155 130H156V129H155ZM198 130L201 131V128H199ZM202 130H203V129H202ZM65 131H66V129H65ZM184 131H185V130H184ZM195 131H197V130H195ZM208 131H209V129H208ZM208 131H204L203 133L208 132ZM246 131H247V130H246ZM255 131H256V130H255ZM262 131H263V130H262ZM262 131H261V132H262ZM98 132H99V130H98ZM110 132H111V130H110ZM114 132H115V131H114ZM172 132H173V131H172ZM209 132H210V131H209ZM256 132H257V131H256ZM20 133H21V132H20ZM93 133H94V132H92V134H93ZM99 133H102V131L99 132ZM105 133H106V132H105ZM105 133H103V134H105ZM135 133H137V132L135 131ZM145 133H147V132H145ZM219 133H220V134H219ZM221 133H223V134H221ZM247 133H248V132H247ZM253 133H254V132H253ZM83 134H84V133H83ZM95 134H96V133H95ZM95 134H94V136H95ZM111 134H112V132H111ZM205 134H206V133H205ZM30 135H31V134H30ZM45 135H46V134H45ZM45 135H44V136H45ZM108 135H109L108 133H107L106 135H104V136L106 137V139H108V137H110V136H108ZM115 135H116V134H115ZM185 135H186V134H185ZM200 135H201V134H200ZM207 135H208V134H207ZM221 135H223V136H221ZM248 135H249V134H248ZM50 136H51V134H50ZM55 136H56V134H55ZM55 136H53V137H54V139L52 140L53 142H54V140H56V139H55ZM96 136H98V138H99V136H102V135H100V134L97 133ZM111 136H112V135H111ZM113 136H114V134H113ZM125 136H130V135H125ZM134 136H136V135H134ZM141 136H142V135H141ZM176 136H177V135H176ZM203 136L206 137L205 135H202V137H203ZM211 136H212V137H211ZM65 137H66V136H65ZM65 137H64V138H65ZM86 137H87V136H86ZM88 137H89V136H88ZM92 137H93V136H92ZM105 137L102 136V138H104V140L101 139V138H99V139H100L99 142L101 141V145H102V142H103V141H106ZM158 137H159V136H158ZM166 137H168V136H165V138H166ZM181 137H182V136H181ZM199 137L201 138V136H199V135H198V138L196 137V139H197L196 141H197V143H201V144H198L197 147H199V146L203 147V145H205V144H204V143H205V139H207L208 136H207V138H205V139H204V137H203L202 139H200ZM42 138H43V137H42ZM81 138H82V137H81ZM95 138H96V137H93V139H94V143H95ZM129 138H130V137H129ZM142 138L145 139L146 137H145V136H142ZM160 138H161V137H160ZM160 138H159V139H160ZM209 138H208V139H209ZM10 139H11V138H10ZM44 139H45V138H44ZM72 139H74V138H72ZM109 139H110V141H111V138H109ZM112 139H113V137H112ZM119 139H120V138H119ZM121 139H122V138H121ZM144 139H143L142 141H146L145 144H150V143L147 142V139H146V140H144ZM178 139H180V138H178ZM182 139H183V138H182ZM11 140H13V139H11ZM39 140H41V139H39ZM39 140H38L37 142H39ZM102 140H103V141H102ZM184 140H185V139H184ZM184 140H183V141H184ZM225 140H226V141H225ZM42 141H43V140H42ZM42 141H41V142H42ZM44 141H45V140H44ZM59 141H61V140H59ZM172 141H173V140H172ZM176 141H177V140H176ZM183 141H182V143H184L186 140H185L184 142H183ZM198 141H200V142H198ZM207 141H208V142H206V143H209V141H211V139H210V140H207ZM41 142H40V143H41ZM66 142H67V141H66ZM72 142H73V140H72ZM84 142H85V140H84ZM86 142H87V141H86ZM164 142H165V141H164ZM202 142H203V143H202ZM12 143H13V142H12ZM35 143H36V142H35ZM88 143H89V142H88ZM91 143H92V142H91ZM103 143L106 144V142H103ZM141 143H142V142H141ZM143 143H144V142H143ZM151 143H152V142H151ZM153 143H154V142H153ZM197 143H196V145H197ZM60 144H61V143H60ZM92 144H93V143H92ZM169 144H170V143H169ZM8 145H9V144H8ZM14 145H15V144H14ZM14 145H13V147H14ZM56 145H57V144H56ZM58 145H59V144H58ZM126 145H127V144H126ZM156 145H157V144H156ZM156 145H155V146H156ZM239 145H240V143H239ZM127 146H128V145H127ZM133 146H134V144H133ZM150 146H151V145H150ZM244 146H245V145H244ZM41 147H42V146H41ZM79 147H80V146H79ZM108 147H109V146H108ZM128 147H129V146H128ZM136 147H137V146H136ZM136 147H135V148H136ZM201 147H200L199 149H200L201 152H202V151H204L203 149L205 148V146H204V148H202V149H201ZM130 148L132 149V147H130ZM138 148H139V145H138ZM109 149H110V148L107 149L108 152L110 151ZM123 149H124V148H123ZM131 149H130V150H131ZM143 149H144V148H143ZM147 149H148V148H147ZM147 149H146V153H148ZM149 149H150V147H149ZM185 149H186V148H185ZM199 149H198V151L200 152ZM205 149H206V148H205ZM7 150H9V149H7ZM28 150H29V149H28ZM30 150H31V149H30ZM30 150H29V151H30ZM128 150H129V149H128ZM150 150H151V149H150ZM214 150H213V151H214ZM32 151H34V150H32ZM40 151H41V149H40ZM134 151H137V150L135 149ZM196 151H197V150H196ZM244 151H245V150H244ZM246 151H247V154H246L244 157H242V158H241V154H242V153H240V152H238V151H237L236 154L233 153L232 156L229 155L228 157H226V156L223 155L224 158L226 157L227 159H226V158H225V159L223 158L222 153H220L221 155H218V153L216 152V153H217L216 156H218V158H219V156H220L219 161H220L221 158H223L224 160H226V161H224V163H226V164L229 163L230 159L232 158V159H231V162H230V165L228 164V166H224V167H225V168L227 167V169H229V166H230V167H235V168H233V169H236L237 173H234V171H232V169H229L230 171H228V172H230V173H231V174H230V173L227 172V169H225V170H226L225 172H227V173L229 174V176H228V177H227V176L224 177L225 175L223 176V174H222V176H223L225 179L222 178V176H219V177H221V178L224 179V180H220V179H218V178H217V177H218L217 174H215V175L212 174V176H214V177L217 176V177H215V178H216L217 181H218V182H216V180H215V182H213V181L211 180V181L214 183V185H215V183H218V184H216V186H214V188H215V189H216V188H219V187L221 188V186H223V188H224L225 190H219V191H218V190H217V191H215V190L210 191V190H209V191H208L209 187H207L208 189H207V191H205V190H206V188H205V190H204V191H205V194H204V195H205V196H206V195L208 196V198H207V196H206V198H207L206 201H207V202H206V201H204V202L201 201V200H203V199H202V196H201V194H200L201 191H200V192L198 191V192H199V193L197 192L198 194L196 193V194H194V196L191 195V196H193V197H196V199H197V196H198V197L201 196V199L198 198V200H199V202L201 201L202 204H200V203L196 204V203H195L196 205H199V204H200V205H199V207H200L201 205H206V204H207V206H211L209 209L212 211V213H214V212H216V210H219V211L222 210L223 207H219L218 205L223 206V205H224V200H223V202L221 201V203H223V205H221V204H218V205H217L218 200H220V198H222V197H223V198H225V197H226V198L229 197V199H230V197H231V199H232V197L234 198V197L240 196L241 198H244V199H246V198H247V199H248V198H253L254 200L257 199V198H261V199L264 198V191H263V189H264V144H262V145H260V146H257L256 144H252V145L249 147V149H246ZM13 152H14V151H13ZM37 152H38V151H37ZM37 152H36V153H37ZM56 152H57V151H56ZM123 152H126V151H123ZM149 152H150V151H149ZM199 152H198V153H199ZM204 152H205V151H204ZM206 152H208V154H210V153L213 154V152H212V151L210 152V150H208V149L206 150ZM241 152H242V150H241ZM29 153H32V152H28V154H29ZM111 153H112V152H111ZM127 153H128V152H127ZM127 153H126V154H127ZM160 153H161V152H160ZM38 154H39V153H38ZM98 154H99V153H98ZM102 154H103V153H102ZM124 154H125V153H124ZM126 154H125V155H126ZM149 154H150V153H149ZM161 154H163V153H161ZM166 154H167V153H166ZM192 154H193V153H192ZM31 155H34V154H31ZM31 155H30V158H31ZM36 155H37V154H36ZM36 155H35V156H36ZM77 155H78V154H77ZM80 155H81V154H80ZM128 155H129V154H128ZM153 155H154V154H153ZM164 155H165V154H164ZM181 155H182V154H181ZM210 155H211V154H210ZM26 156H27V154H26ZM28 156H29V155H28ZM28 156H27V157H28ZM38 156H39V155H38ZM122 156H124V155H122ZM129 156H130V155H129ZM129 156H128V157H129ZM132 156H133V155H132ZM149 156H151V155H149ZM154 156H155V155H154ZM167 156H168V154H167ZM185 156H186V155H185ZM205 156H206L207 158L210 157L209 155L207 156V154H205ZM216 156H215V158L212 157V159H213V158L216 159V158H217ZM221 156H222V157H221ZM230 156H231V157H230ZM242 156H243V155H242ZM22 157H23V156H22ZM27 157H26V158H27ZM39 157H40V156H39ZM39 157H38V158H39ZM70 157H71V156H70ZM124 157L127 158V156H124ZM138 157H139V156H138ZM141 157H142V156H140V158H141ZM172 157H173V156H172ZM23 158H25V157H23ZM26 158H25V160H26ZM30 158L28 157L27 159H30ZM53 158H54V157H53ZM76 158H77V157H76ZM132 158H133V157H132ZM140 158H139V159H140ZM142 158H143V157H142ZM154 158H155V157H154ZM156 158H157V154H156ZM164 158H166V157H164ZM167 158H168V157H167ZM174 158H175V157H174ZM228 158H230L229 161H228ZM236 158H237V159H236ZM17 159H18V158H17ZM57 159H58V158H57ZM59 159H60V157H59ZM70 159H71V158H70ZM80 159H81V156H80L79 160H80ZM95 159H96V158H95ZM123 159H124V158H123ZM128 159H130V158H127V160H128ZM150 159H151V157H150ZM157 159H158V158H157ZM159 159H161V158L159 157ZM170 159H171V158H170ZM208 159H209V158H208ZM214 159L212 160V162L215 161ZM256 159L259 160V161H257ZM8 160H9V159H8ZM37 160H38V159H37ZM53 160H54V159H53ZM55 160H56V159H55ZM82 160H83V159H82ZM88 160H89V159H88ZM131 160H133V159H131ZM134 160H135V159H134ZM137 160H138V158L136 157V161H135V163L137 162ZM151 160H152V159H151ZM155 160H156V159H155ZM172 160H173V159H172ZM187 160H188V159H186L185 161H187ZM202 160H203V159H202ZM210 160H211V159H210ZM19 161H20V160H19ZM23 161H24V160H23ZM35 161H36V160H35ZM76 161H77V160H76ZM125 161H126V160H125ZM148 161H150V160H148ZM148 161H147V162H148ZM165 161H166V160H165ZM165 161L158 160V161H156V162H158V163H159V162H161V163H162V162L165 163ZM216 161H218V159H216ZM219 161H218V162H219ZM232 161H233V162H232ZM260 161H261V165L259 164ZM8 162H9V161H8ZM77 162H78V161H77ZM77 162H76V163H77ZM133 162H134V161H133ZM143 162H145V161H144V158H143ZM147 162H146V164H145L146 166H148ZM154 162H155V161H154ZM188 162H189V161H188ZM188 162H187V163H188ZM218 162H216L215 164H218ZM221 162H222V159H221ZM221 162H219V165H220ZM25 163L28 164V161H27V162L25 161ZM40 163H41V160H40ZM60 163H61V162H60ZM82 163L84 164V162H82ZM121 163H122V161H121ZM124 163H125V162H124ZM137 163H139V160H138ZM140 163H141V162H140ZM148 163H149V162H148ZM163 163H162V164H163ZM170 163H171V161H170ZM170 163H169V165H170ZM184 163H186V162H184ZM187 163H186V164H187ZM198 163H199V162H198ZM198 163H197V164H198ZM222 163H223V162H222ZM222 163H221V164H222ZM224 163H223L222 165H224ZM231 163H232V164H231ZM12 164H14V162H13ZM27 164H26V165H27ZM37 164H38V161H37ZM83 164H82V165H83ZM118 164H119V163H118ZM126 164H127V163H126ZM162 164H161V166H162ZM188 164H189V163H188ZM252 164H255V165H252ZM258 164H259V166H258ZM23 165H24V164H23ZM78 165H79V164H78ZM119 165H120V164H119ZM136 165H137V164H136ZM151 165H152V164H151ZM163 165H165V164H163ZM171 165H172V163H171ZM171 165H170V166H171ZM27 166H28V165H27ZM27 166H26V167H27ZM33 166H34V165H33ZM76 166H77V165H76ZM149 166H150V165H149ZM166 166H167V165H166ZM166 166H165V167H166ZM170 166H169V168H170ZM187 166H188V169H190V168H189L190 165H187ZM252 166H253V167L255 166V167L253 168ZM23 167H24V166H23ZM28 167H29V166H28ZM28 167H27V168H28ZM144 167H145V166H144ZM144 167H143V168H144ZM163 167H164V166H163ZM190 167H191V166H190ZM195 167H196V166H195ZM210 167H211V166H210ZM16 168H17V167H16ZM21 168H22V166H21ZM169 168H168V169H169ZM212 168H213V167H212ZM249 168H250V170H249ZM23 169H24V168H23ZM94 169H95V168H94ZM147 169L149 170L148 167H147ZM217 169H219V168H217ZM89 170H90V169H89ZM166 170H167V169H166ZM170 170H171V169H169L168 171L170 172ZM191 170H192V169H191ZM200 170H201V168H200ZM215 170H216V169H215ZM20 171H22V170H20ZM171 171H172V170H171ZM196 171H198V170H196ZM196 171H195V169H194V167H193V172H194V173H197ZM202 171H203V170H202ZM202 171H200V173L202 174V176H204V174H203L204 171H203V172H202ZM90 172H91V171H90ZM145 172H146V171H145ZM145 172H141V173L143 174V173H145ZM178 172H179V171H178ZM212 172H213V170H212ZM212 172H210V174H211ZM232 172H233L234 174H233ZM133 173H134V172H133ZM173 173H174V172H173ZM215 173H216V172H215ZM223 173H224V172H223ZM227 173H224V174H227ZM31 174H32V173H31ZM219 174H220V172H219ZM228 174H227V175H228ZM140 175H141V174H140ZM207 175L210 176L208 173H207ZM241 175H243V176H241ZM246 175H247V176H246ZM212 176H211V177H212ZM238 176H240V178H239ZM23 177H24V176H23ZM95 177H96V176H95ZM237 177H238V178H237ZM215 178H212V179H215ZM226 178H227V179H226ZM228 178H229V179H228ZM128 180H129V179H128ZM219 180H220V181H219ZM247 180H248V182H250V183H248ZM78 181H79V180H78ZM222 181H225V182H222ZM141 182H142V181H141ZM163 182H164V181H163ZM183 182H186V183H187V182H189V181H183ZM207 182H208V181H207ZM221 182H222V183H221ZM123 183H124V182H123ZM125 183H126V182H125ZM164 183H165V182H164ZM172 183H173V182H172ZM197 183L201 185V184L203 183V181H200V182H197ZM205 183H206V182H205ZM205 183H204V184H205ZM208 183H209V182H208ZM247 183H248V184H247ZM145 184H146V183H145ZM162 184H163V183H162ZM187 184H188V183H187ZM187 184H186V185H187ZM198 184H197V185H198ZM142 185H143V184H142ZM192 185H193V184H191V183L189 184V186H192ZM151 186H152V185H151ZM161 186H162V185H161ZM165 186L167 187V183H166ZM193 186H195V185H193ZM201 186H203V185H201ZM205 186H206V185H204V187H205ZM154 187H155V186H154ZM156 187H157V186H156ZM162 187H164V186H162ZM171 187L173 188V186H171ZM187 187H188V185H187ZM142 188H143V187H142ZM202 188H203V187H202ZM139 189H140V188H139ZM170 189H171V188H169V190H170ZM173 189H176V188L174 187ZM173 189L170 190V192L173 193V191H175V190H173ZM188 189L191 191V189H195V188L190 187V188H188ZM211 189H212V187H211ZM148 190H149V189H148ZM167 190H168V189H166L165 192H166ZM169 190H168V192H169ZM177 190H178V189H177ZM189 190L187 191V193H189ZM115 191H116V190H115ZM159 191H160V190H159ZM252 191H253V192H252ZM157 192H158V191L156 190V194H157ZM161 192H162V193L160 194L161 196H164V195L167 193V192L165 193V192H163V191H161ZM191 192H193V191H191ZM249 192H250L251 194H254V196H252ZM163 193H165V194L162 195ZM172 193H171V195L174 194V193H173V194H172ZM175 193H177V192H175ZM178 193H179V191H178ZM178 193H177V195H178ZM181 193H182V192H181ZM193 193H195V190H194ZM167 194H168V193H167ZM167 194H166V196H167ZM188 195H190V194H188ZM188 195H187V196H188ZM195 195H196V196H195ZM202 195H203V194H202ZM204 195H203V196H204ZM111 196H112V195H111ZM122 196H123V195H122ZM154 196H156V195L154 194ZM166 196H165V197H166ZM179 196H180V193H179L178 197H179ZM205 196H204V197H205ZM115 197H116V196H115ZM120 197H121V196H120ZM156 197H157V196H156ZM174 197H175V194H174ZM193 197H191L192 200L195 199V198H193ZM204 197H203V198H204ZM128 198H129V197H128ZM152 198H153V197H152ZM152 198H150V199H152ZM158 198H159V196H158ZM160 198H161V200L164 199V198H162V197H160ZM160 198L157 199V200L161 201ZM187 198H188V197H187ZM209 198H210V199H209ZM148 199H149V198H146V200H148ZM150 199H149V200H150ZM166 199H168V198H167V197L165 198V202H169V201H168L169 199H168L167 201H166ZM174 199H175V198H174ZM176 199H178V198H176ZM180 199H181V197H179L178 200H180ZM182 199H184V196H182ZM182 199H181V202L179 201L180 204H182ZM229 199H228V200H229ZM149 200H148V201H149ZM155 200H156V199H155ZM187 200H190V199L188 198ZM187 200H186L185 204L187 203ZM225 200H226V199H225ZM235 200L237 201L238 199L235 198ZM235 200H232V204L234 203ZM39 201H40V200H39ZM148 201H147V202H148ZM196 201H197V200H196ZM196 201L193 200V202H196ZM238 201H239V200H238ZM241 201H244V200L242 199ZM241 201H240V203H241ZM143 202H145V201H143ZM143 202H141V203L144 204ZM157 202H158V201H157ZM177 202H178V201H177ZM179 202H178V203H179ZM193 202H192V204L195 205ZM197 202H198V201H197ZM226 202L231 203V200H230V201H226ZM160 203H161V202H160ZM170 203H171V201H170ZM170 203H169V204L166 203V204H168V205H166V206H168L169 208H172V207H173V205H172L173 203H171L172 206L170 205ZM189 203H190V202H189ZM204 203H205V204H204ZM209 203H210V205H208ZM218 203H219V202H218ZM240 203H239V204H240ZM245 203H246V202H243L242 205L240 204V206L243 207L242 209H240L241 207H240L239 205L236 206L237 204L235 203L236 205L233 204V206H236L237 208H235V207H233V206H232L233 209H231V207H227V208L229 209V211H228V209H226V207H225V210L227 211V213H228V212H229V213L232 212V216H234V215H233V211H234L235 209L237 210L238 208H239V210H248V211H249V210H250V211H251V210H254V211L256 210L257 212H258L259 210H264V201H263L261 204L256 205V206H255L254 204L251 206L250 204H252V203L248 202V203H250V204H249L250 207H249L248 204L244 205ZM145 204H146V202H145ZM150 204H152V202H150ZM227 204H228V203H227ZM232 204H231V205H232ZM146 205H147L146 207H144L145 205L142 206V207H144V210H145V208H147V207H148V209H149V206H148L149 204H146ZM156 205H157L156 202H155V203L153 202V206H152V205H150V206H152V207H154V208H155V207L158 208V205H157V206H156ZM169 205H170V206H169ZM193 205H192V207H193ZM131 206H132V205H131ZM164 206H165V205H164ZM224 206H225V205H224ZM245 206H246V207H245ZM88 207H89V205H88ZM152 207H150V208H152ZM190 207H191V206H190ZM195 207H196V206H194V208H195ZM201 207H202V206H201ZM164 208H165V207H164ZM176 208H177L176 211H178V212L181 211V209H180V211L178 210V208H180V207H176ZM188 208H189V207H188ZM202 208H204V207H202ZM202 208H200V209H202ZM205 208H206V207H205ZM234 208H235V209H234ZM88 209H89V208H88ZM148 209H147V211H148ZM192 209H193V208H192ZM195 209H196V208H195ZM197 209H198V208H197ZM197 209H196V210H197ZM223 209H224V208H223ZM144 210H143V211H144ZM162 210H164V209H162ZM165 210H166V208H165ZM168 210H169V209H168ZM171 210H172V209H171ZM173 210H174V209H173ZM190 210H191V208H190ZM225 210H224V211H225ZM230 210H232V211H230ZM236 210H235V212H236ZM174 211H175V210H174ZM174 211H173V212H174ZM201 211H202V210H201ZM207 211H209V210H207ZM213 211H214V212H213ZM219 211H217V213L214 214L215 217H216V216L218 217L217 214H220V215H221V213H220L221 211H220V212H219ZM226 211H225V212H226ZM250 211H249L248 213L251 214ZM256 211L253 212V213H256V214H257ZM86 212H87V211H86ZM131 212H132V211H131ZM144 212H145V211H144ZM144 212H142V213H144ZM162 212H164V211H162ZM162 212H161V213H162ZM170 212H171V211H170ZM173 212H171L170 214H175V213H173ZM199 212H200V211H199ZM158 213H160V212H157V214H158ZM166 213H168V211L165 212V214H166ZM196 213H197V212H196ZM155 214H156V212H155ZM155 214H153V215H155ZM170 214H166V215L169 216ZM199 214H200V213H199ZM199 214H197V215H199ZM207 214H208V213H207ZM222 214H223V213H222ZM256 214H254V215H256ZM119 216H120V215H119ZM151 216H152V215H151ZM151 216L148 217V218H151ZM155 216H156V215H155ZM155 216H154V218L157 219V218H156L157 216H156V217H155ZM158 216H160V215H158ZM170 216H171V215H170ZM186 216H187V215H186ZM199 216H200V215H199ZM208 216H209V214H208ZM212 216H213V215H212ZM221 216H225V214H224V215H221ZM227 216H228V215H227ZM230 216H231V214H230ZM232 216H231V217H232ZM164 217L166 218V216H165L164 213H163V216L161 217V219L164 218ZM203 217H204V216H203ZM215 217H213V218H215ZM235 217L238 218V215H237V216L235 215ZM249 217H250V216H249ZM249 217H248V218H249ZM251 217H252V216H251ZM251 217H250V218H251ZM19 218H20V217H19ZM148 218H147V219H148ZM152 218H153V217H152ZM199 218H200V217H199ZM213 218L211 219V221L213 220ZM226 218H227V217L225 216L224 219H226ZM239 218H240V217H239ZM250 218H249V219H250ZM167 219L169 220V218H167ZM177 219H178V217H177ZM193 219H194V218H193ZM193 219H192V221H193ZM220 219H221V221H219V222L221 223L222 220H223L222 217H220V218H218V219H216V220L218 221V220H220ZM229 219H230V217H229ZM241 219H242V218H241ZM140 220H141V219H140ZM140 220H139V222H140ZM148 220H149V219H148ZM150 220H152V219H150ZM153 220H154V219H153ZM153 220L151 221L152 223H153ZM159 220H160V219H158V221H159ZM168 220L165 221V223L168 222ZM180 220H181V221H180ZM180 220H178V222H179V221H180V222H183V221H182V220H183V217H182V219H180ZM188 220H189V219H188ZM227 220H228V219H227ZM232 220H233V219L229 220L230 222L228 221V223L230 224V226L227 225L228 223H227V221H226V223H227L226 225L228 226V227H227V230H225L224 228H223V230H222L221 228L224 227V226L222 225V227H221V226L219 225V226L221 227V228L219 229V231H223V232H222V233H221V232H217L218 235H219L220 237H221V235H224V238H226V239H230V237H231V238H234L235 240L229 243V245L232 243L231 246L234 245L235 242H236L235 244H237L238 242H240V241H241L240 239H242V238H240V237H241L243 234L245 235V234H246V231H247V230L245 231V229H242L241 225L237 226V223H236V225H235V223H232V222H231ZM245 220H246V219H245ZM261 220H262V219H261ZM261 220H260V221H261ZM161 221H162V220H161ZM161 221H160V222H161ZM213 221H214V222H213L212 225H211V224H208V225H210V226H212V227L215 226V220H213ZM217 221H216V223H217L216 226H218V224H219ZM242 221H243V220H242ZM156 222H157V221H156ZM176 222H177V221H175V223H176ZM178 222H177V223H178ZM134 223H135V222H134ZM158 223H159V222H158ZM158 223H157V224H158ZM172 223H173V222H172ZM177 223H176V224H177ZM192 223H193V222H192ZM194 223H195V225H196V221H195V220H194ZM194 223H193V224H194ZM210 223H211V222H210ZM238 223H239V222H238ZM117 224H118V223H117ZM120 224H121V223H120ZM120 224H119V225H120ZM153 224H154V223H153ZM170 224H171V223H170ZM193 224H192V225H193ZM223 224H224V223H223ZM233 224H234V225H233ZM241 224H242V223H241ZM131 225H132V224H131ZM136 225H138V224H136ZM154 225H155V224H154ZM159 225H160V226H161V225L163 226L164 223H163V224L160 223ZM159 225H158V226H159ZM165 225H166V224H165ZM165 225H164V226H165ZM167 225H168V224H167ZM247 225H249V223H248ZM259 225H260V231L263 232L264 230H261V228L263 227V229H264V225L262 226L261 224H258L257 226L259 227ZM128 226H129V224H128ZM168 226H169V225H168ZM172 226H173V224H172ZM201 226H202V225H201ZM210 226H209V227H210ZM216 226H215V228H216V230H218V227H216ZM261 226H262V227H261ZM151 227H152V226H151ZM189 227H191V226H189ZM238 227H240V228H238ZM254 227H255V224H254ZM258 227H257V228H258ZM60 228H61V227H60ZM170 228H171V227H170ZM170 228H169V229H170ZM185 228L188 229V227H185ZM192 228H193V227H191V229H192ZM196 228H197V227H196ZM205 228H206V227H205ZM225 228H226V226H225ZM40 229H41V228H40ZM125 229H126V228H125ZM159 229H160V228H159ZM159 229H157V230H159ZM189 229H190V228H189ZM189 229H188V230H189ZM191 229H190V230H191ZM209 229H210V228H209ZM211 229H212V228H211ZM211 229H210V230H211ZM213 229H214V228H213ZM213 229H212V232H211L212 235H213V233H215V232L213 231ZM41 230H42V229H41ZM132 230H133V229H130V232H131ZM135 230H137V229H135ZM160 230H162V229H160ZM160 230H159V231H160ZM207 230H208V229H206V231H207ZM210 230H208V231H210ZM216 230H215V231H216ZM224 230H225V232H224ZM128 231H129V230H128ZM133 231H134V230H133ZM138 231H139V230H138ZM153 231H155V230H153ZM206 231L204 230V233H206ZM208 231H207V232H208ZM226 231H228V232H226ZM244 231H245V232H244ZM250 231H251V230H250ZM250 231L247 232V233H249V236H250V237L252 236V239H253V240H256V241L253 242L252 239L250 240V242H252V244H251L250 246L248 245L249 248H250V250H248V252H251V253H252V252H255V253L257 254V256H256L255 253H252V254H254V255H253L254 258H253L252 256H251V257H252L253 259H255V258L258 259L259 262L256 261V263H255V261H254L253 259H252V260H251V259L249 260L250 256H248V255L244 252V251H247V249H248V246H247V245L244 246V247H245V249L243 248L244 251H243V249L241 248V249H242L241 251L244 252V253L241 254V257H240V258H242V260H239V259H240L239 257H238V260H237V257H236L237 252L240 251V248H239V250H238V246H240V245H238V246L235 245L234 248H232V247L230 246L231 249H230V248H227V250H226V247H228L229 245L227 246V245H223V244H222V245H223V248L225 249V251L222 250V249H223L222 247H221L222 249H221L220 251H219V250L217 251V250L215 249L216 246H217V245L215 246V241H216V237H218V236H215L216 233H215V235H213V236H215V240H214V238L212 239V241L214 240V241H213L214 243L211 241V242L214 244V246H215V248H214L215 251L213 252V255H212V256H213V257L215 256V258H220V259H218V260H220V262H222V264H263L262 261H260V260H263V257H264V253H263V250H264V233H262V232H260V231L257 232L258 229H257V231L255 230L257 233L260 234V235H259L260 237H259L258 235H257V236L255 235L256 238H257V237L259 238V239L257 240L256 238H254L255 236L252 235V233H253L254 230L251 231V232H252L251 234H250ZM255 231H254V233H255ZM144 232H145V231H144ZM147 232H148V230H147ZM147 232H146V233H147ZM150 232H151V229H150ZM155 232H157V231H155ZM169 232H170V231H169ZM176 232H177V231H176ZM184 232H185V230H184ZM243 232H244V233H243ZM48 233H49V231H48ZM178 233H179V231H178ZM186 233H187V232H186ZM202 233H203V232H202ZM209 233H210V232H209ZM241 233H243V234L241 235ZM141 234H142V233H141ZM141 234L139 233V235H138V233H137L136 236L138 235V236H137L138 238L142 236L143 238H140V239H143V240L145 239L144 241H147L146 236H147L149 233L146 234V236L144 235L145 237H144L143 235H141ZM143 234H145V233H143ZM206 234H207V233H206ZM187 235H190V234L188 233ZM187 235H186V236H187ZM208 235H209V234H208ZM129 236H130V235H129ZM129 236H128V238H129ZM131 236H132V235H131ZM136 236H135V237H136ZM153 236H156V237H157L158 234H154ZM153 236H152V237H153ZM179 236H180V235H179ZM191 236H194V235L191 234ZM246 236H247V234H246ZM246 236H244V238H246ZM249 236H248V237H249ZM253 236H254V237H253ZM137 237H136V238H137ZM156 237H154L153 239H155ZM158 237H159V236H158ZM162 237H163V236H162ZM170 237H171V236H170ZM180 237H181V236H180ZM194 237H195V236H194ZM194 237H193V238H194ZM202 237H203V236H202ZM220 237H218L219 240H218V238H217L218 245H219V243H220L219 241L221 240ZM248 237H247V238H248ZM46 238H47V237H46ZM130 238L132 239V237H130ZM182 238H183V236H182ZM187 238H188V240H189V236H188ZM187 238H186L185 242L187 241ZM190 238H192V237H190ZM193 238H192V239H193ZM199 238H200V237H199ZM203 238H204V237H203ZM238 238H239V239H238ZM49 239H50V238H49ZM76 239H77V238H76ZM131 239H129V242L131 241ZM148 239H149V236H148ZM157 239H158V238H157ZM166 239H168V237H167ZM169 239H174L173 241L175 242V239H176V238H172V237H171V238H169ZM226 239H223V243H224V240L226 241ZM126 240H127V239H126ZM132 240H135V238L133 237ZM137 240H139V239H137ZM163 240H164V239H163ZM163 240H161V241L163 242ZM178 240H179V238H177V241H176V242H178ZM193 240H195V239H193ZM199 240H200V239H199ZM201 240H202V239H201ZM236 240H240V241H236ZM248 240H249V239H248ZM248 240H247V241H248ZM123 241H124V240H123ZM127 241H128V240H127ZM139 241H140V240H139ZM139 241H137V243H136V241H135V243H136L137 245H138L139 243L141 244V243H142V240H141L140 242H139ZM166 241H167V240H166ZM166 241H165V244H167ZM173 241H169V240H168V244H169V242H171V243H170L169 245H167V247L165 248L166 250L169 249L170 246H172L171 244L173 243ZM189 241H190V240H189ZM202 241H204V240H202ZM129 242H128V247H129ZM132 242H134V241H132ZM132 242H131V245H132ZM138 242H139V243H138ZM162 242H159V243L161 244ZM181 242H182V241H181ZM185 242H183V243H185ZM191 242H192V241L188 242V244L191 243ZM221 242H222V240H221ZM226 242H227V241H226ZM135 243H134V246H135ZM143 243H145V242H143ZM154 243H155V241H154ZM198 243H199V242H198ZM40 244H41V243H40ZM65 244H66V243H65ZM120 244H121V243H120ZM124 244H125V243H124ZM152 244H153V243H152ZM160 244H159V247L161 246L160 248H161L162 251H163V248L165 247V245L163 246V248H162V245L164 244V242H163V244H161V245H160ZM174 244H175V243H174ZM181 244H182V243H181ZM185 244H186V243H185ZM202 244H203V243L201 242V245H202ZM216 244H217V242H216ZM227 244H228V242H227ZM238 244H239V243H238ZM243 244H244V243H243ZM256 244H257V245H256ZM0 245H1V244H0ZM153 245H154V244H153ZM157 245H158V244H157ZM157 245L155 246V247H157V248L154 247V249H155V250L158 249V250L161 251V249H159ZM189 245H191V244H189ZM222 245H221V246H222ZM62 246H63V245H62ZM120 246H121V245H120ZM120 246H119V247H120ZM145 246H146V245H145ZM168 246H169V247H168ZM176 246H177V245H176ZM178 246H179V245H178ZM178 246H177V247H178ZM186 246H187V245H186ZM191 246H192V245H191ZM191 246H190V248L192 249ZM206 246H207V245H206ZM214 246L211 244L210 247H214ZM224 246H225V247H224ZM28 247H29V246H28ZM54 247H55V246H54ZM182 247L184 248L185 245H184V246H181V247H179V248H182ZM194 247H195V245H194ZM194 247H193V250H194V252H196V250L194 249ZM198 247H199V246H198ZM204 247H205V245H204ZM204 247L199 248V249L197 248V249H198L197 252H198V251L200 252V249H201V252H200V253L198 252V255H199V254L201 255V253H204V255H203V256L205 257L204 259H211V260H209V262L211 261V263H209V264H214V263H216V261L218 262V260H214L213 258H211L210 254H211L212 252L210 253V252H209L210 250H209V251L207 250L208 253H207V251H205V250H204L205 252H203V248H204ZM240 247H241V246H240ZM246 247H247V248H246ZM112 248H113V247H112ZM175 248H176V247H175ZM175 248H173V249H175ZM187 248H188V249H186V251H187V250L190 251V250H189L190 248H189V247H187ZM205 248L209 249V245H208V247H205ZM68 249H69V247H68ZM91 249H92V248H91ZM173 249H172V250H173ZM177 249H178V248H177ZM210 249L214 250L213 248H210ZM219 249H220V247H219ZM228 249H230V250H228ZM251 249H252L253 251H252ZM158 250H157V251H158ZM235 250H238V251H235ZM137 251H138V250H137ZM167 251H170V249L167 250ZM178 251H179V249H178ZM180 251H181V250H180ZM180 251H179V252H180ZM184 251H185V250H184ZM221 251H223V252H221ZM261 251H262V252H261ZM139 252H140V250H139ZM158 252H159V251H158ZM234 252H236V253H234ZM155 253H156V252H155ZM135 254H136V253H135ZM135 254H134V255H135ZM186 254H187V252H186ZM217 254H218L219 256H218ZM234 254H235V256H234ZM243 254H246L247 257H245V255H243ZM193 255H194V254H193ZM193 255H192V257L195 256V255H194V256H193ZM216 255H217L218 257H217ZM131 256H133V255H131ZM201 256H202V255H201ZM238 256H239V255H238ZM255 256H256V257H255ZM244 257H245V258H244ZM248 257H249V258H248ZM194 258H195V257H194ZM7 259H8V258H7ZM189 259H190V258H189ZM189 259H188V260H189ZM196 259H197V258H196ZM204 259H203V260H204ZM174 260H175V259H174ZM198 260H199V262H200V258H199ZM198 260H197V261H198ZM212 260H213V261H212ZM7 261H8V260H6V262H7ZM35 261H36V260H35ZM46 261H48V260H46ZM175 261H176V260H175ZM190 261H191V260H189V262H190ZM195 261H196V260H195ZM253 261H254V262H253ZM263 261H264V260H263ZM182 262H183V261H182ZM201 262H202V261H201ZM206 262H208V261L205 260V263H206ZM212 262H213V263H212ZM192 263L195 264L194 261H192L191 264H192ZM196 263H198V262H196ZM35 264H36V263H35ZM178 264H179V263H178ZM198 264H200V263H198ZM201 264H204V261H203V263H201ZM206 264H207V263H206Z\"/></svg>",
	"mask_w": 264,
	"mask_h": 264
}]
</instances>
